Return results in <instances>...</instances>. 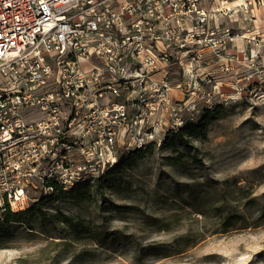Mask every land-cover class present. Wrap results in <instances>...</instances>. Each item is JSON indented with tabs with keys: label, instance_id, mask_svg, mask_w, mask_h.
<instances>
[{
	"label": "built area",
	"instance_id": "built-area-1",
	"mask_svg": "<svg viewBox=\"0 0 264 264\" xmlns=\"http://www.w3.org/2000/svg\"><path fill=\"white\" fill-rule=\"evenodd\" d=\"M236 1L0 0V211L94 181L117 149L154 143L145 119L181 111L174 90L190 100L219 26L256 23L261 0Z\"/></svg>",
	"mask_w": 264,
	"mask_h": 264
},
{
	"label": "rangeland",
	"instance_id": "rangeland-1",
	"mask_svg": "<svg viewBox=\"0 0 264 264\" xmlns=\"http://www.w3.org/2000/svg\"><path fill=\"white\" fill-rule=\"evenodd\" d=\"M219 27L194 65L190 100L174 90L181 111L145 119L144 130L160 131L142 157L120 161L117 149L88 201L37 196L0 222V264H264V20ZM226 29L240 36L221 38ZM216 106L202 136L177 134Z\"/></svg>",
	"mask_w": 264,
	"mask_h": 264
},
{
	"label": "trees",
	"instance_id": "trees-1",
	"mask_svg": "<svg viewBox=\"0 0 264 264\" xmlns=\"http://www.w3.org/2000/svg\"><path fill=\"white\" fill-rule=\"evenodd\" d=\"M220 108H221L220 106H218V107L216 106L214 109H205L203 112V116L199 121L190 122V123L186 124V126L184 128L177 131V134L178 135L187 134L188 136L193 137V138L202 136L201 135L202 130H200L202 128H201L200 124L201 123H209V122L213 121L216 118L217 110ZM151 145L152 144H148L144 149H140V150H134V151L126 152V153L122 152L123 153L122 156L118 157V159L121 161L123 159V157H127V156L132 157V158H140L145 153L144 150L151 147ZM117 165H118V162L114 166L109 168L103 176L97 178L94 181H98V180L104 178ZM90 182H93V181H86V182L76 184L66 192L57 191L56 193H53L51 195L44 196V197L40 198L39 201L46 200L49 198L54 199V198H59V197L65 196V195H70L71 199L74 200V202H76V203L86 202L91 197ZM39 201H37L36 203H32L29 208H27L23 211L13 213V212H10L9 210H5L2 213V220H0V222H3L4 220L7 221L9 219H13V220L16 219V221H17V219H19V217L21 215L28 213L31 209H33L34 207H37L39 205Z\"/></svg>",
	"mask_w": 264,
	"mask_h": 264
},
{
	"label": "crops",
	"instance_id": "crops-1",
	"mask_svg": "<svg viewBox=\"0 0 264 264\" xmlns=\"http://www.w3.org/2000/svg\"><path fill=\"white\" fill-rule=\"evenodd\" d=\"M257 13H258V15L260 17H259V19L257 18L256 21H258V20H264V0H261V4L257 8ZM256 17H257V15H256Z\"/></svg>",
	"mask_w": 264,
	"mask_h": 264
},
{
	"label": "bare ground",
	"instance_id": "bare-ground-1",
	"mask_svg": "<svg viewBox=\"0 0 264 264\" xmlns=\"http://www.w3.org/2000/svg\"><path fill=\"white\" fill-rule=\"evenodd\" d=\"M240 1V2H239ZM235 3H237V4H243V1L242 0H238V1H236ZM246 38V37H245Z\"/></svg>",
	"mask_w": 264,
	"mask_h": 264
}]
</instances>
